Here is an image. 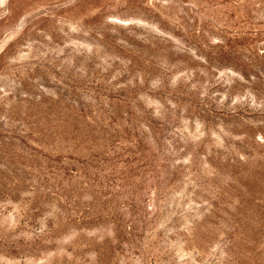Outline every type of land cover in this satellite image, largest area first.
I'll use <instances>...</instances> for the list:
<instances>
[{"label": "rangeland", "instance_id": "374dc122", "mask_svg": "<svg viewBox=\"0 0 264 264\" xmlns=\"http://www.w3.org/2000/svg\"><path fill=\"white\" fill-rule=\"evenodd\" d=\"M0 264H264V0H0Z\"/></svg>", "mask_w": 264, "mask_h": 264}]
</instances>
